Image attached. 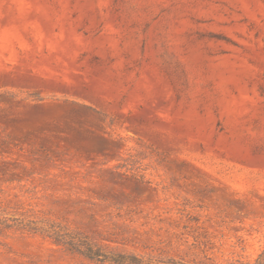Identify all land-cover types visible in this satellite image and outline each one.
<instances>
[{
  "label": "rangeland",
  "instance_id": "374dc122",
  "mask_svg": "<svg viewBox=\"0 0 264 264\" xmlns=\"http://www.w3.org/2000/svg\"><path fill=\"white\" fill-rule=\"evenodd\" d=\"M0 264H264V0H0Z\"/></svg>",
  "mask_w": 264,
  "mask_h": 264
},
{
  "label": "trees",
  "instance_id": "16d2710c",
  "mask_svg": "<svg viewBox=\"0 0 264 264\" xmlns=\"http://www.w3.org/2000/svg\"><path fill=\"white\" fill-rule=\"evenodd\" d=\"M46 237L50 238L53 242L64 246L66 249L80 253L88 258L99 256L98 250H96L94 245L84 239L72 236L68 232L53 231L52 233L47 234ZM131 260H135L134 257Z\"/></svg>",
  "mask_w": 264,
  "mask_h": 264
}]
</instances>
